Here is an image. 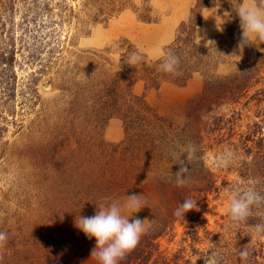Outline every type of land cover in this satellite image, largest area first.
<instances>
[{"label": "rangeland", "instance_id": "rangeland-1", "mask_svg": "<svg viewBox=\"0 0 264 264\" xmlns=\"http://www.w3.org/2000/svg\"><path fill=\"white\" fill-rule=\"evenodd\" d=\"M84 1L0 0V231L8 233V240L0 246V264H15L17 259L10 252L18 246L28 248V255L34 256L40 249L59 245L54 222L68 220L69 215L60 210L54 194L57 184H65L77 167L94 180L98 170L90 168L91 162H96L91 154L126 138L123 120L102 114V100L92 89L98 81L92 73L97 74L95 68L100 66L92 67L88 60L92 54L86 53H102L116 67L122 55L133 50L141 52L144 60H159L179 37L184 40L188 36L190 27L181 28L182 23L193 17L197 20L200 11L203 15L204 10L213 8L202 10L195 0H151L150 16L155 22L148 24L139 18L143 0H130L135 8L127 7L98 21L91 20L95 14L84 8ZM232 1L228 24L219 29L197 27L198 45L208 47L218 37L225 48L237 37L239 5L254 2ZM256 44L245 47L247 52L264 55V42ZM233 58L229 62L241 60ZM233 69L221 65L217 74L223 77ZM204 86V75L196 73L186 86L164 83L158 90H146L144 81L137 80L134 92L144 95L157 115L183 125ZM259 89H264V78L240 104L221 106L204 118L208 129L203 135L207 138L199 159L190 163L197 166L188 174L193 181L194 170L200 166L217 181L219 190L197 203L194 219L188 214L176 222L171 233L157 240L167 263L205 264L204 260H211L216 264L219 251L239 253L247 248L249 258L257 257L258 264H264V234L254 231L255 224L264 222V208L253 207L252 216L235 228L228 215L230 200L238 196L230 194V189L254 186L259 191L263 186L248 171L264 163L257 161L264 155V94L257 97L259 102L252 99ZM225 150L235 153L236 162L228 168L217 167L216 160ZM160 188L155 175H150L134 193L142 195L144 208L133 218L147 219L141 239L166 203ZM127 198L114 202L123 205ZM122 212L131 218L126 209ZM76 218L73 228L67 229H77ZM80 239L89 243H82L77 256L61 264H98L91 259L95 239L85 235Z\"/></svg>", "mask_w": 264, "mask_h": 264}, {"label": "trees", "instance_id": "trees-1", "mask_svg": "<svg viewBox=\"0 0 264 264\" xmlns=\"http://www.w3.org/2000/svg\"><path fill=\"white\" fill-rule=\"evenodd\" d=\"M150 1L143 0L139 14V18L148 24L155 22L150 16L152 13ZM215 1L195 0V3L197 7L202 6L203 10L214 7ZM252 1L255 4L262 2ZM83 3L84 8L95 14L91 20L96 21L103 16L105 17L103 20H108L127 7H133L130 0H85ZM48 4L45 6H49ZM239 23L237 37H232L225 48L218 42L220 39L218 37L208 47L195 42L196 29L202 24V11L199 19L194 20L193 17L188 23H182L181 28L190 27L188 36L184 40L179 37L166 52V54L172 52L180 58L178 66L180 74L176 76L159 70L165 57L152 61L143 58L133 68L124 61L136 50L122 55L118 67L111 64L102 53H86L92 54L88 58L92 62V67L100 66L95 68L97 74L92 73L98 80L92 85V89L102 100V114L120 117L125 124L126 138L119 145L91 154L97 163L91 162L89 167L92 171L98 170L94 180L88 179L86 171L77 167L74 175L66 179L65 184L62 182L57 184L54 194L60 201L59 209H65L66 215H69L68 220L54 222L56 240L60 244L52 250L40 249L34 256L28 255V248L18 246L10 252L17 259L14 261L15 264H61L77 256L82 243L87 244L89 241L81 240L80 237L84 234L77 232V229H72L74 231L67 229L73 228L71 224L75 218L92 216L97 210L96 205H107L134 194L139 184L150 175H155L158 180L160 189L167 198L166 203L161 213H156L153 217L150 230L140 240L138 246L119 264H159L160 260H163L162 264H170L161 256L157 240L171 233L176 222L183 218L176 217L175 210L185 199L191 198L200 203L206 200L208 195L219 190L217 181L200 166L194 170V174L197 175L193 181L190 179L191 182L188 184L177 186L174 173L185 162L183 159L185 155H181L187 152V146L191 144L196 148L194 160L199 159L198 152H201L207 138V135H203L204 130L208 129L207 123L204 122L206 115L224 105L240 104L243 99L248 98L250 89L264 78V55L253 54L247 52L245 47L243 49L238 47L241 35ZM233 57H239L241 60H238V63L233 60L229 62V59H235ZM221 65L234 68L233 72L223 77L219 76L217 71ZM196 73L204 75L205 86L202 94L193 101L191 114L187 123L183 125L157 115L147 103L145 96H138L134 92L137 80L144 81L146 90H158L164 83L186 86ZM259 90L261 91L252 98L258 102L260 100L257 97L264 94V89ZM70 152L74 153L72 150ZM259 160H264V155H259L257 161ZM195 166L196 163L188 165V171L185 173L187 177L190 176L188 172H192ZM248 171L249 176L259 181V185H263L259 192L264 195V163H261L257 170ZM188 214H192L193 217L194 210L185 216ZM196 219L200 220V216ZM41 244L40 241L37 247ZM239 254L240 252L219 251L216 254V264H258L257 257L242 259ZM172 263L179 264L178 261ZM183 264L190 262L186 261Z\"/></svg>", "mask_w": 264, "mask_h": 264}, {"label": "clouds", "instance_id": "clouds-1", "mask_svg": "<svg viewBox=\"0 0 264 264\" xmlns=\"http://www.w3.org/2000/svg\"><path fill=\"white\" fill-rule=\"evenodd\" d=\"M236 15L239 17V27L241 29L238 42L240 49L253 44L257 45V41L264 42V0L260 4H241ZM142 59V53L135 51L128 56L124 63L134 68ZM179 64L180 58L169 52L160 64L159 70L176 76L180 74L178 70ZM195 153V146L188 145L184 156L186 163L182 164L174 173L177 186H184L190 182V178L185 173L188 171V164L194 160ZM235 162V153L225 150L216 160V166L228 168L233 166ZM229 191L230 194L238 193V196L230 200L228 206L231 227L235 228L246 222L253 214V207L264 208V195L257 191L254 186L247 189L233 188ZM141 196L138 194L129 195L123 205L116 202L111 203L107 207L103 204L96 205L97 210L94 215L76 218L75 227L83 232L89 240L95 239L96 243L91 251V259H96L98 264H119L138 246L141 237L146 231L145 224L147 220H142L139 217L133 218L135 213L144 208ZM122 208L131 214V218L123 214ZM194 209L198 210L197 203L191 198L185 199L175 210L174 215L184 218L186 213ZM254 231L258 234H264V222L255 224ZM7 240L8 233L0 231V246H3ZM248 255L247 248L240 252L242 259L247 258ZM204 261L205 264H213L211 260Z\"/></svg>", "mask_w": 264, "mask_h": 264}, {"label": "crops", "instance_id": "crops-1", "mask_svg": "<svg viewBox=\"0 0 264 264\" xmlns=\"http://www.w3.org/2000/svg\"><path fill=\"white\" fill-rule=\"evenodd\" d=\"M241 4H249V2H243ZM239 5V7L241 6ZM234 5V2L231 0H217L216 6L211 9H206L203 11V22L199 29H219L224 25L229 23L228 12L229 8ZM198 33V30H197ZM261 42V41H258Z\"/></svg>", "mask_w": 264, "mask_h": 264}]
</instances>
